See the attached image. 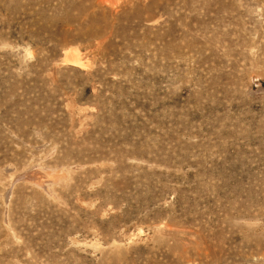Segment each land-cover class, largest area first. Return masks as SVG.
Wrapping results in <instances>:
<instances>
[{
  "label": "rangeland",
  "instance_id": "374dc122",
  "mask_svg": "<svg viewBox=\"0 0 264 264\" xmlns=\"http://www.w3.org/2000/svg\"><path fill=\"white\" fill-rule=\"evenodd\" d=\"M0 264H264V0H0Z\"/></svg>",
  "mask_w": 264,
  "mask_h": 264
}]
</instances>
